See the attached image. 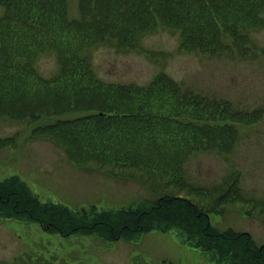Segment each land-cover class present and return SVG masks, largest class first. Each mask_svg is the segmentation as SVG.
<instances>
[{
  "label": "trees",
  "instance_id": "obj_1",
  "mask_svg": "<svg viewBox=\"0 0 264 264\" xmlns=\"http://www.w3.org/2000/svg\"><path fill=\"white\" fill-rule=\"evenodd\" d=\"M68 1L0 0V115L54 117L34 136L48 132L44 138L77 166L138 180L162 195L119 208L95 203L71 208L42 201L19 175H10L0 180V218L36 223L48 240L79 235L137 243L152 231L172 233L213 264H264V244L249 232L220 229L210 221L234 204L241 214L257 217L252 210L262 213L264 199L244 203L242 189L231 180L210 189L196 186L185 168L195 152H230L239 134L236 123H256L260 110L235 109L182 88L165 73L149 86L107 82L90 57L100 46L155 55L141 47V38L169 29L179 34L182 50L215 55L237 43L242 54L264 58V47L250 43L253 32L264 30V0H76L72 17ZM41 54L55 55L58 71L51 81L36 80L32 65ZM76 112L81 114L66 117ZM37 243L31 244L34 251ZM49 252L23 254L17 263L90 264L84 256ZM134 259L133 264H146L138 255Z\"/></svg>",
  "mask_w": 264,
  "mask_h": 264
},
{
  "label": "rangeland",
  "instance_id": "obj_2",
  "mask_svg": "<svg viewBox=\"0 0 264 264\" xmlns=\"http://www.w3.org/2000/svg\"><path fill=\"white\" fill-rule=\"evenodd\" d=\"M67 7L69 16H76V0H69ZM3 13L0 5V17ZM179 42L177 32L159 29L144 35L140 42L142 48L155 55L100 46L90 51V57L97 76L107 82L149 86L157 74L165 73L182 88L225 100L235 109L260 110L261 117L256 123L250 126L236 123L239 134L230 152L215 149L195 152L185 168L189 180L196 186L210 189L231 180L242 189L244 203L261 201L264 199V58L242 54L237 43L221 53L209 55L182 50ZM250 43L264 47V30L253 32ZM32 67L36 80L51 81L58 71L54 54L39 55ZM35 86L38 87L37 83ZM40 90L44 98L50 97L44 88ZM79 114L68 113L66 117ZM52 118L0 115V180L19 175L42 201L63 203L71 208L91 203L102 208H119L137 201H153L162 195L138 180L114 177L95 170L92 165L77 166L53 140L44 138L48 132L36 133L43 137H35V132L41 130L40 125L51 123L47 121ZM238 209L240 204L231 205L223 215H210V221L220 229L231 227L249 232L256 243L264 244L261 223L264 211L252 210L257 218L243 215ZM57 237L58 240L46 239V234L33 222L0 218V264H18L23 254L47 256L53 248L57 254L54 256H84L90 264H133L136 255L146 264H162L163 260L213 264L201 252L186 248L172 233L152 231L140 236L137 243L121 239L104 243L96 236ZM34 241H38L33 245L38 247L37 251L31 245Z\"/></svg>",
  "mask_w": 264,
  "mask_h": 264
},
{
  "label": "crops",
  "instance_id": "obj_3",
  "mask_svg": "<svg viewBox=\"0 0 264 264\" xmlns=\"http://www.w3.org/2000/svg\"><path fill=\"white\" fill-rule=\"evenodd\" d=\"M130 180V179H129Z\"/></svg>",
  "mask_w": 264,
  "mask_h": 264
}]
</instances>
